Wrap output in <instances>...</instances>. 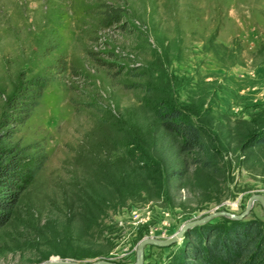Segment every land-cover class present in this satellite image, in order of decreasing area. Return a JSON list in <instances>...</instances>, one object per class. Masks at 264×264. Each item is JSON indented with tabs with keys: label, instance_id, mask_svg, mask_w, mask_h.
Wrapping results in <instances>:
<instances>
[{
	"label": "rangeland",
	"instance_id": "obj_1",
	"mask_svg": "<svg viewBox=\"0 0 264 264\" xmlns=\"http://www.w3.org/2000/svg\"><path fill=\"white\" fill-rule=\"evenodd\" d=\"M34 75L51 81L25 122L0 125V166L47 158L0 227V264H131L143 237L264 195V147L245 143L264 129V0H0V121ZM163 106L198 127L210 163L186 156L168 186L134 161ZM243 219L264 223L261 205ZM183 239L146 245L142 264H163Z\"/></svg>",
	"mask_w": 264,
	"mask_h": 264
},
{
	"label": "trees",
	"instance_id": "obj_2",
	"mask_svg": "<svg viewBox=\"0 0 264 264\" xmlns=\"http://www.w3.org/2000/svg\"><path fill=\"white\" fill-rule=\"evenodd\" d=\"M106 21L111 22L117 10L106 5ZM58 73L68 69L64 58L52 65ZM51 80L45 75H34L22 81L9 98L0 121L2 127L25 122L38 106ZM154 127L141 136L137 144L136 167L141 177L153 170L156 177L168 186L171 180L181 181L189 165H210L203 156L207 152L200 130L183 119L177 108L159 107L154 113ZM148 139V145L145 141ZM246 146L264 147V129L245 140ZM42 152V153H41ZM26 158H10L0 166V227L6 224L20 194L44 165L43 151ZM195 155L192 163L187 157ZM139 160H143L141 164ZM161 183V182H160ZM159 183V184H160ZM180 246L163 264H264V223L255 219H224L216 223L198 225L188 230Z\"/></svg>",
	"mask_w": 264,
	"mask_h": 264
},
{
	"label": "water",
	"instance_id": "obj_3",
	"mask_svg": "<svg viewBox=\"0 0 264 264\" xmlns=\"http://www.w3.org/2000/svg\"><path fill=\"white\" fill-rule=\"evenodd\" d=\"M255 202H258L261 205L263 212H264V195L260 193H256V194L250 195V197L247 199L245 208L240 213H235V212L225 210V209L212 210L211 212L205 215H202L199 218L190 219V220L185 221L176 232H174L173 234H171L170 236L166 238H155L151 236L143 237L142 239L139 240L137 244L136 259L131 264H142L143 256H144V247L146 245H155L158 247L171 246L172 244L180 240L185 235V233L191 228L198 226V225H203L204 223L213 220L215 217L224 216L232 220L243 219L249 214ZM35 264H118V263L107 260V259H98L90 263H84V262H79V261H75L71 259H60L58 257H50L47 260H44V261H41Z\"/></svg>",
	"mask_w": 264,
	"mask_h": 264
}]
</instances>
